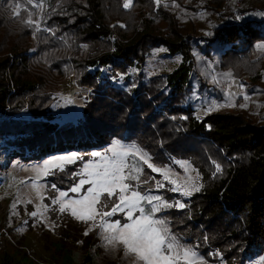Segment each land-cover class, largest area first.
Masks as SVG:
<instances>
[{
    "label": "trees",
    "instance_id": "1",
    "mask_svg": "<svg viewBox=\"0 0 264 264\" xmlns=\"http://www.w3.org/2000/svg\"><path fill=\"white\" fill-rule=\"evenodd\" d=\"M224 4L0 0V157L94 150L108 136H120L155 166L176 156L195 168L202 187L188 208L161 212L172 234L208 264L217 254L223 264L261 255L264 0H248L238 9L240 20L230 7L219 13ZM159 48L179 62L169 73L147 75L149 52ZM68 78L75 90L91 92L76 123L53 114L59 101L51 92ZM220 78L239 80L244 95L234 103L247 107L198 117L199 102L209 109L222 99ZM0 264L20 263L2 253Z\"/></svg>",
    "mask_w": 264,
    "mask_h": 264
},
{
    "label": "rangeland",
    "instance_id": "2",
    "mask_svg": "<svg viewBox=\"0 0 264 264\" xmlns=\"http://www.w3.org/2000/svg\"><path fill=\"white\" fill-rule=\"evenodd\" d=\"M224 2L225 9H218L219 13H223L229 7L232 11L231 5L226 0ZM124 4L125 0H123V7ZM238 13L242 12L238 10ZM162 52L166 53L160 48L149 52L145 64L147 75L169 73L177 66L178 56L161 55ZM70 82L71 78L64 79L59 84L58 91L51 92L59 101L58 110H54L53 114L57 119L60 117V121L76 123L81 117L84 101L91 100V92L88 89L75 90ZM217 83L223 95L221 100L214 99L217 102L214 105H222L217 109L228 112L236 109L241 102L234 103L235 98L244 95V89L240 87L239 80L220 78ZM230 93H235L231 99L229 98ZM230 103H234L236 106H227ZM207 110H209L208 105L199 102L197 116L202 118L204 114H207ZM117 141L123 146H133L126 143L120 136H108L104 140V145L94 150L74 151L43 159H30L24 156H22L24 160L21 156L0 157V257L2 253H6L18 260L20 264H134L135 257L125 256L121 245H117L115 248L109 246L107 241L102 238L100 229H93L85 235L91 222L77 221L69 212H60L59 205L53 203L61 191L68 192V197L65 199L77 198V194L69 191L70 187L79 180V176L73 174L81 172L85 163L98 159L91 156L92 152L104 153ZM72 153H76L78 158L73 163L64 164L63 171L56 170L57 176L53 178L54 180H50L52 174L35 179V168L42 166L47 160L68 156ZM169 158L164 166L157 167H167L179 176L192 177L193 183L199 185V176L195 168L184 160H178L176 156ZM137 159L130 157L128 162L133 163ZM185 162L188 166L187 170ZM68 166L73 167V171L69 172L70 176L65 177L62 183H58L56 179L59 176V180H61L60 175L65 174V169ZM139 166L144 170L141 179L149 181L148 184L141 186V191L151 189V195H159L170 203L179 201L184 204L183 208H188L190 196H182L177 192L169 191L171 185L163 181L160 174L153 173L142 161H139ZM225 169L226 165L223 168L221 166L222 172ZM34 180L39 187V195L33 188ZM157 181L163 182L165 187L157 189L155 187ZM53 184L56 186L55 188L52 187ZM87 187L86 185L85 188ZM183 208L173 207L170 209L181 210ZM34 211L38 214L30 215ZM160 214L157 213V217L162 218ZM112 219L123 220V217L118 214ZM255 259L259 262L258 264H264V245L261 255ZM205 264H208L207 261ZM213 264H223V262L217 255H214Z\"/></svg>",
    "mask_w": 264,
    "mask_h": 264
},
{
    "label": "snow or ice",
    "instance_id": "3",
    "mask_svg": "<svg viewBox=\"0 0 264 264\" xmlns=\"http://www.w3.org/2000/svg\"><path fill=\"white\" fill-rule=\"evenodd\" d=\"M130 4L131 0H125L124 7L127 8ZM236 19L240 20L241 17L237 16ZM27 23L34 22L29 19ZM35 23L39 29V23ZM258 47L264 50V44ZM240 87L243 88V85ZM234 95L235 93H230L229 98ZM244 99L247 100L248 97L244 96ZM221 106L212 105L209 111ZM227 106L236 105L230 103ZM239 107L246 108L247 104H240ZM91 156L98 159L85 163L81 172L73 174L79 176V180L69 191L77 194V198L65 199L68 192L61 191L53 200V203L59 205L60 212H69L77 221L91 222L85 235L93 229H100L102 238L109 246L115 248L121 245L125 256L135 257L134 264H205L193 248L185 246L172 234L165 219L157 217V213L173 207L183 208L184 204L179 201L170 203L159 195H151V189L141 191V186L148 184L149 181L141 179L144 170L139 166V161L153 173L160 174L163 181L171 185L169 191L182 196H191L193 192L200 191L202 185L193 183L192 177L179 176L167 167L155 166L146 153L135 146H123L118 141L104 153L92 152ZM130 157L138 159L129 163ZM77 158V154L72 153L47 160L42 166L34 169L35 179L54 174L56 170L63 171L64 164L73 163ZM187 167L185 162L186 170ZM216 171H220L218 164ZM52 187L56 186L53 184ZM155 187L164 188L165 184L157 181ZM33 188L39 195V187L35 180ZM37 214L36 211L30 213L32 216ZM118 214L122 215L123 220L112 219Z\"/></svg>",
    "mask_w": 264,
    "mask_h": 264
},
{
    "label": "built area",
    "instance_id": "4",
    "mask_svg": "<svg viewBox=\"0 0 264 264\" xmlns=\"http://www.w3.org/2000/svg\"><path fill=\"white\" fill-rule=\"evenodd\" d=\"M232 7L231 14L235 17L240 16L241 14L238 13V9L241 8V6L246 2V0H226ZM259 262L257 259L253 258L250 259L248 264H258Z\"/></svg>",
    "mask_w": 264,
    "mask_h": 264
},
{
    "label": "crops",
    "instance_id": "5",
    "mask_svg": "<svg viewBox=\"0 0 264 264\" xmlns=\"http://www.w3.org/2000/svg\"><path fill=\"white\" fill-rule=\"evenodd\" d=\"M250 2L252 1V0H249Z\"/></svg>",
    "mask_w": 264,
    "mask_h": 264
}]
</instances>
